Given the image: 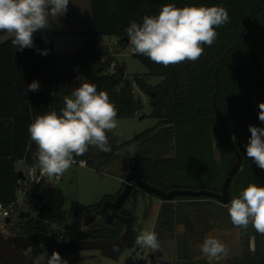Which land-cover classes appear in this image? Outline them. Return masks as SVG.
<instances>
[{
    "label": "trees",
    "instance_id": "1",
    "mask_svg": "<svg viewBox=\"0 0 264 264\" xmlns=\"http://www.w3.org/2000/svg\"><path fill=\"white\" fill-rule=\"evenodd\" d=\"M169 3L177 7L222 5L228 11L229 22L216 28L217 39L211 46H203L204 54L197 61L165 67L133 53L148 73L128 76L125 64L115 58L117 47L124 48L129 43L126 27L132 20L142 23L144 16L158 15L161 7ZM90 9L92 34L80 48L63 57L55 53L52 24L34 33L33 48L17 50L12 44L13 36L0 42V202L16 198L20 161L38 165L28 125L37 115L59 112L64 107V97L71 96L81 82L94 83L98 92L106 91L118 110L117 118H134L140 113L143 102L134 94V84L149 93L151 115L157 123L130 140L137 142L140 149L125 165V173L133 170L143 180L165 190H220L236 161L214 103L218 88L217 106L242 155L240 169L229 187L230 196L238 197L249 184L264 186V170L246 156L244 149L250 137L248 126L264 127L258 119V104L264 102V0H90ZM6 33L0 31V36ZM103 37H115L116 48L111 50L101 42ZM37 49L48 52L42 55ZM72 71L75 75H70ZM152 75L162 79L151 84L148 76ZM33 80L39 82V91L25 94L24 89ZM108 138L110 152L89 147L83 156L74 158L85 159L88 165L111 159L118 146L109 134ZM174 199L196 203L212 200L188 195H176ZM28 204L29 211L19 223L7 227L9 232L42 231L56 237L62 233L53 224L65 225L81 212L98 208L101 202L81 205L73 200L65 208L63 192L55 185L45 196L31 195ZM116 224L115 229L99 228L86 237H114L123 228ZM135 229L138 236L142 230ZM155 232L158 235V229ZM20 251L23 254V249ZM198 263L209 264L205 259ZM179 264L196 263L186 258Z\"/></svg>",
    "mask_w": 264,
    "mask_h": 264
},
{
    "label": "clouds",
    "instance_id": "2",
    "mask_svg": "<svg viewBox=\"0 0 264 264\" xmlns=\"http://www.w3.org/2000/svg\"><path fill=\"white\" fill-rule=\"evenodd\" d=\"M68 5L69 0H0V31L13 34L12 44L17 50L33 48L34 33L49 29V16L65 15ZM228 22V11L222 5L177 7L169 3L161 7L158 15L144 16L142 23L130 21L125 31L133 53L167 67L197 61L204 54L203 46H211L217 39L216 28ZM37 51L42 55L48 52ZM39 88V82L33 80L24 91L37 92ZM258 108V119L264 123V102ZM117 114L106 91L98 92L94 83L81 82L71 96L64 97V107L59 112L37 115L28 125V133L36 145L33 157L41 176L52 179L62 176L76 162L74 157L83 156L89 147L110 152L107 133L117 127ZM248 131L246 156L264 170V127L249 125ZM226 207L235 227L246 230L251 224L264 235V186L247 185ZM134 242L152 253L161 247L155 230H142ZM197 246L210 261L218 262L229 255L228 245L211 233ZM47 264L68 262L53 251Z\"/></svg>",
    "mask_w": 264,
    "mask_h": 264
},
{
    "label": "rangeland",
    "instance_id": "3",
    "mask_svg": "<svg viewBox=\"0 0 264 264\" xmlns=\"http://www.w3.org/2000/svg\"><path fill=\"white\" fill-rule=\"evenodd\" d=\"M90 19V0H70L65 15L59 18L49 16L50 23L54 22L53 24H55L54 26L51 23L55 29L54 49L58 57L72 53L84 44L80 38L74 45H69V39L70 35L81 37L79 34L80 26H85ZM11 36L13 34L1 35L0 42ZM113 48H116V45ZM115 58L119 63L125 64L128 76L146 75L148 73L147 67L134 56L130 43L124 48L117 47ZM161 79L162 77L158 75L148 76V82L151 84H156ZM134 94L141 98L143 107L134 118H117V127L108 132L114 139L115 146H118L113 157L87 166L72 165L55 181V185L63 192L65 208H68L73 200H77L81 205L97 203L105 194L115 193L121 187L125 165L132 161L140 149L137 142H130V140L157 123V119L151 115L152 106L149 93L134 84ZM126 141L129 142L121 145ZM18 168L23 170V164L19 163ZM161 201L162 199L155 194L133 185L126 207L134 218V225L137 229L154 230ZM177 207L179 208L177 217L184 224H180V227L177 226L175 237L171 240L166 239L168 233L165 234L159 229L161 247L156 253L135 244L134 247L122 251L119 261L103 257L95 250L73 252L61 256L67 260L68 264H148L149 261L150 264H179L186 258L199 264L198 262L203 259L201 256L204 257L197 246L203 242L199 240L204 232L203 223L208 216L219 218L223 215L219 211L218 205L212 202H201L200 204L181 202ZM20 209L26 210L27 208L22 205ZM14 219L19 223L22 218L16 216ZM228 219L230 220L229 216ZM3 221L0 220V225L3 224ZM53 227L69 237H74L76 234L89 229L82 224L75 223L74 218L66 222L65 225L59 227L57 224H53ZM180 229H183L184 232H181ZM5 230L9 231V228H5ZM23 254L33 264H47L51 255L39 243L24 249Z\"/></svg>",
    "mask_w": 264,
    "mask_h": 264
},
{
    "label": "water",
    "instance_id": "4",
    "mask_svg": "<svg viewBox=\"0 0 264 264\" xmlns=\"http://www.w3.org/2000/svg\"><path fill=\"white\" fill-rule=\"evenodd\" d=\"M221 59L218 63H220ZM70 75H75V72H70ZM218 92V88L216 93ZM216 93L214 94V103L218 111L221 125L223 127L226 138L230 147L233 149L237 159L230 168L228 175L226 176L222 191H213L209 189H190V188H174L171 190H165L157 187L153 184L148 183L139 177V175L131 170L127 172L124 178V189L118 195L115 202L105 201L101 211L105 213L104 215H99L96 218V214L79 216L78 220L83 219L85 224H90L95 219V225L101 227L104 223H112L114 219L118 220L124 225L123 231L115 239L110 238H97V239H75L70 238L66 240H57L55 237L49 233L42 231H35L28 234L21 233H11L5 228L0 226V259H2L7 264H33L30 260L21 253L20 249H26L35 244H41L49 253L57 251L60 255H66L73 251L79 250H95L103 257L109 258L113 261H119L120 255L126 248H132L135 245V228L133 226L131 216H123L117 212L119 206L131 193L133 185H137L142 189L157 194L165 200H170L176 195H188V196H208L214 197L222 202H227L229 200L228 187L231 183L232 177L235 175L239 169L242 162V155L239 149L233 143L232 136L230 135L226 123L224 122L223 116L217 106ZM108 135V133H107ZM22 175V173H20ZM51 180L52 178L49 177ZM108 207L112 209L108 212ZM25 212L22 210L19 214L20 218H23ZM174 212H169L168 216H163L164 221L171 222L174 225ZM10 218L7 217L5 222L8 223Z\"/></svg>",
    "mask_w": 264,
    "mask_h": 264
},
{
    "label": "flooded vegetation",
    "instance_id": "5",
    "mask_svg": "<svg viewBox=\"0 0 264 264\" xmlns=\"http://www.w3.org/2000/svg\"><path fill=\"white\" fill-rule=\"evenodd\" d=\"M236 159H237V157H236ZM239 169H240V167H239ZM126 174H127V172L125 173V175ZM124 178H125V176L122 178L123 182H122L121 187L115 193H107L103 196V198L99 201V202H101V204L98 208L90 209L88 211H83L78 216H76L75 223L82 224L84 227L89 228V229L84 230L83 232H81L79 234H76V236H74V237H69V236H66L65 234L62 233V234L57 235L55 237V239L66 240V239H70V238H75V239H86V238H90V239H97V238L115 239V238H117L119 236V234L124 229V225L121 224L118 220L114 219V221L112 223H110V224L104 223L103 226L98 227L95 225V219L90 224H85L83 219L78 220V217L83 216L84 214H87L89 216L96 214V218L99 215H104L105 213H103L101 211L104 202L105 201H110V202L116 201L118 195L124 189V185H125L124 184ZM223 183H224V181H223ZM222 187H223V184H222L220 190H213V191L221 192ZM229 187H230V185H229ZM229 187H228V193H229ZM131 192H132V190H131ZM130 195H131V193L129 194V196L123 201V203L117 209V212L119 214L125 216V217L126 216L132 217L131 213L129 212L128 208L126 207V202H127L128 198L130 197ZM155 195L158 196L159 198H161L159 195H157V194H155ZM105 196H108V197L105 198ZM206 197L208 199H212V200H202L201 202H212L214 204H217L219 211L221 212V214L223 216L219 217V218L216 216H208L205 219V222L203 223V231H204L203 236H202V238H199V240L203 241L209 233H212L213 231L216 230V231H218V235L215 238L221 240L222 242H224L225 244L228 245L229 255L227 257L221 259L218 262L217 261L216 262L210 261L205 256L204 257L201 256V258L208 261L209 264H216V263L217 264H264V235L256 232L255 229L251 226V224H249L248 228L245 230L243 228L235 227L232 224L231 220L228 219L229 214H228V210H227L226 205L230 204V201L233 199V198H231L230 193H229V200L227 202H222V201H220L214 197H208V196H206ZM161 199H162V204L160 206V210H159L158 215L156 217V224H155L154 230L158 229V231H159V229H161L163 232H165V234L168 233L167 234L168 238H166V239L171 240L172 238L175 237V230H176L177 226H179L180 224L181 225L184 224L177 217L178 216V210H179L177 205L180 204L181 202L188 203V204H200L201 202L196 203V202H193V200H177V199H174V197L170 200H165L163 198H161ZM111 211H112V209L110 207H108V212H111ZM123 212H127L129 214L125 215V214H123ZM169 212L175 213L174 225H171V222H169V221L163 220V216L167 217ZM117 222L120 223L123 226V228L114 237H96V238L86 237L88 235V233L93 232L99 228L109 227L110 229H115L117 226V224H116ZM132 222H133V226L135 228L133 217H132ZM180 231L184 232L183 229H180ZM135 235L137 236L136 229H135ZM158 239H160L159 238V232H158ZM162 241H163V239H162ZM79 251H85V250H79ZM79 251H73V252H79ZM73 252H71V253H73ZM71 253H69V254H71ZM66 255H68V254H66Z\"/></svg>",
    "mask_w": 264,
    "mask_h": 264
},
{
    "label": "built area",
    "instance_id": "6",
    "mask_svg": "<svg viewBox=\"0 0 264 264\" xmlns=\"http://www.w3.org/2000/svg\"><path fill=\"white\" fill-rule=\"evenodd\" d=\"M115 45L118 44L117 40L114 41ZM75 163L73 165L87 166L85 159L74 158ZM24 166V169H20L22 175L17 179L16 198L8 203L0 202V220H4L0 226L7 228L16 223L14 217L19 216L23 210L25 213L29 211V197L33 194H39L45 196L50 188L55 186V181L60 178L49 179L47 176H41L38 165H30L25 161H20ZM22 205L26 206L25 209H20ZM9 217L10 221L5 222V219Z\"/></svg>",
    "mask_w": 264,
    "mask_h": 264
},
{
    "label": "crops",
    "instance_id": "7",
    "mask_svg": "<svg viewBox=\"0 0 264 264\" xmlns=\"http://www.w3.org/2000/svg\"><path fill=\"white\" fill-rule=\"evenodd\" d=\"M69 2H70V0H69ZM72 6H73V5H72ZM51 23L53 24L54 22H51ZM53 25L55 26V24H53ZM54 26H53V27H54ZM80 27H81V31H80L79 34H81V37H76L75 35H73V36L70 35L69 45H74V43H75L76 41H79L80 38H82V39H81L82 42H85L86 37H87L88 35H91V34H92V30H91V27H90V20H89L88 22H86L85 26H80ZM71 31H72V30H71ZM71 31H69V32L72 33ZM75 34H76V33H75ZM115 40H116L115 37H103V38L100 39L101 42H104V43L108 44L111 50H113V47H114V45H115V43H114ZM82 42H81V43H82ZM116 46H117V45H116ZM69 54H71V53H69ZM122 182H123V180H122ZM161 204H162V201L160 202L159 206H161ZM211 234H212L214 237H217V235H218V231L215 230V231H213ZM0 264H3V262L0 261Z\"/></svg>",
    "mask_w": 264,
    "mask_h": 264
}]
</instances>
